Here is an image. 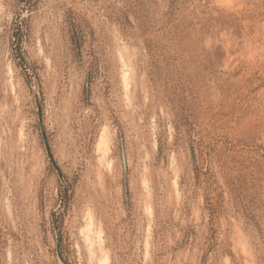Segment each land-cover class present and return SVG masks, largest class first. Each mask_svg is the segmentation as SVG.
Listing matches in <instances>:
<instances>
[{"label": "rangeland", "instance_id": "1", "mask_svg": "<svg viewBox=\"0 0 264 264\" xmlns=\"http://www.w3.org/2000/svg\"><path fill=\"white\" fill-rule=\"evenodd\" d=\"M62 260L264 264V0H0V264Z\"/></svg>", "mask_w": 264, "mask_h": 264}, {"label": "water", "instance_id": "2", "mask_svg": "<svg viewBox=\"0 0 264 264\" xmlns=\"http://www.w3.org/2000/svg\"><path fill=\"white\" fill-rule=\"evenodd\" d=\"M37 118H38V125H39L40 134H41V138H42V141H43V144H44L45 151H46V153H47V155L49 157V160H50L51 164L55 168V171L57 173V176H58L59 180L61 182H63L64 181V177L62 175V172L59 169V167L56 164V162L54 161V159L52 157V154L50 152V148H49V144H48V140H47L44 124H43V117H42V111H41L40 106L37 107ZM58 243H59V241H57V244ZM62 262H63V264H66L65 261L62 260Z\"/></svg>", "mask_w": 264, "mask_h": 264}]
</instances>
